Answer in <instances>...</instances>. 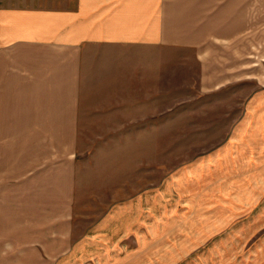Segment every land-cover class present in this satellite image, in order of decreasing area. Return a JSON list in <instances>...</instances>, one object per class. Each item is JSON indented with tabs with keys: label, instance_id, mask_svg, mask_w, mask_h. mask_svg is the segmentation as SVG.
<instances>
[{
	"label": "crops",
	"instance_id": "crops-1",
	"mask_svg": "<svg viewBox=\"0 0 264 264\" xmlns=\"http://www.w3.org/2000/svg\"><path fill=\"white\" fill-rule=\"evenodd\" d=\"M261 13L249 0H0V264L74 261L79 140L100 101L98 72L137 69L104 45L198 47L205 69L224 63L227 87L255 82L230 96L241 109L226 148L243 157L228 162L226 197L235 228L263 227L264 79L248 78V32Z\"/></svg>",
	"mask_w": 264,
	"mask_h": 264
},
{
	"label": "rangeland",
	"instance_id": "rangeland-1",
	"mask_svg": "<svg viewBox=\"0 0 264 264\" xmlns=\"http://www.w3.org/2000/svg\"><path fill=\"white\" fill-rule=\"evenodd\" d=\"M249 1L262 15L248 32V78L262 80L264 0ZM103 47L128 53L121 63L137 69L98 72L100 101L90 104L96 110L79 140L74 261L40 264H264V225L235 228L226 197L228 162L243 157L226 148L241 109L230 96L250 93L255 82L227 87L224 63L205 69L200 56L209 55L198 47ZM113 81L115 92L137 94L116 95ZM116 98L139 101H108ZM239 200L234 194V207Z\"/></svg>",
	"mask_w": 264,
	"mask_h": 264
}]
</instances>
